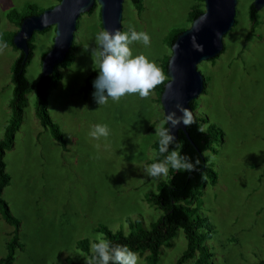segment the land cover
Listing matches in <instances>:
<instances>
[{
	"label": "rangeland",
	"instance_id": "1",
	"mask_svg": "<svg viewBox=\"0 0 264 264\" xmlns=\"http://www.w3.org/2000/svg\"><path fill=\"white\" fill-rule=\"evenodd\" d=\"M58 3L0 0V44H7L0 48V141L9 124L11 72L20 53L8 45L9 36L18 29L7 15L22 14L29 5L45 11ZM252 3L237 0L236 24L223 38V52L198 65L206 86L194 101L195 115L204 122V129H215L216 141L205 155L217 182L212 185L208 180L192 207L213 229L212 239L206 242L212 264H258L264 258V8L257 12L258 23L253 27L249 19ZM122 9L121 31L131 26L150 36L147 46L142 41L130 45L133 55L144 54L154 61L167 82L171 39L191 26L192 12L204 11V4L199 0H143L142 11L137 12L126 0ZM100 31L97 6L91 14L79 17L70 64L58 68L60 79L48 96V117L59 127L65 146L35 117L34 87L55 30L33 35L35 48L26 68L33 89L26 96L13 146L3 159L11 179L1 197L19 222L20 249H14L12 264H67L69 258L84 264L88 259L76 245L84 239L100 240V226L127 233L128 224L141 220L147 227L156 220L150 195L176 171L170 168L167 175L156 178L147 172L152 163L165 158L158 156L154 146L165 122L158 102L160 85L146 98L135 93L118 102L110 98L103 105L95 102L93 82L99 64L91 50L97 46L95 37ZM97 124L108 126L107 137L90 135ZM210 156L215 157L211 163ZM15 233L0 210V259L8 255L7 244ZM184 250L179 231L170 246L162 249L158 264H174ZM138 264H145L143 257H138Z\"/></svg>",
	"mask_w": 264,
	"mask_h": 264
},
{
	"label": "trees",
	"instance_id": "2",
	"mask_svg": "<svg viewBox=\"0 0 264 264\" xmlns=\"http://www.w3.org/2000/svg\"><path fill=\"white\" fill-rule=\"evenodd\" d=\"M129 1L137 12L142 11L143 0ZM199 2L202 1L199 0ZM95 7H97V5L93 7L89 14L94 11ZM43 11L44 10H39V8L29 5L28 11L22 14L11 12L7 15V18L9 22L18 29L25 18L38 16ZM202 12L203 11L194 10L191 14L190 21L192 22ZM249 19L253 27L258 23L257 12L254 10L252 4L249 6ZM181 32L182 31H178L173 36L171 45ZM15 33L9 36L10 40L8 45L18 51L12 44V38ZM28 47V55L25 57L20 52L12 67L11 81L13 84V99L9 104L10 119L8 126L5 128L4 139L0 141V210L2 211V218L4 221L15 227L16 230L13 239L7 244L8 255L6 258L0 259V264H12L14 260V249H20L17 237L19 222L13 218L1 195L3 190L9 185L11 179L6 172V165L3 160L4 154L5 151L13 146L15 133L19 130L22 122L23 108L26 107V96L30 94L33 89L26 76V68L32 59L33 50L35 48L33 46V37L28 42ZM45 55L46 54H43L42 59ZM70 61L71 59L68 54L64 62L54 69L51 76L46 78L40 77L34 87L36 93L35 117L42 127L50 130L52 138L64 146L65 140L59 127L48 117L46 103L51 90L57 85L60 79L58 68L67 67ZM166 69L165 74H167ZM92 76L93 75H91V77ZM165 82L166 80L159 86L158 102L160 101V95L163 91ZM205 86L206 81L204 79V90L202 93L205 91ZM191 108L195 113L196 105L194 102L191 103ZM194 120V123L186 126L188 138L181 131H178L177 139L170 145L169 151L176 150V145L179 143L182 145L179 149L181 155L189 157L193 163L197 160H199L200 163L197 165L195 171L176 170L170 172L167 182L162 181L157 187V193L150 195L149 201L155 207L154 210L158 213L156 214V220H153L154 222L151 221L147 227H144L145 225L142 224L141 220L135 221L134 224H128L127 233H124L123 229L112 231L105 226H100L98 228L101 239H107L113 245L119 244L128 246L130 250L138 253V257H143L145 264H158L162 249L170 246L172 240L177 236L179 231L183 234L185 250L174 264H212L210 262L212 254L206 247V242L212 239L213 229L209 226L206 219L204 220L196 214L197 210L195 207H192V203L199 191L205 187L208 180L212 185H215L217 182V176L209 166L208 158L205 155L207 151L212 149L216 141V134L213 126L204 129V122L195 114ZM166 127L164 122L161 129ZM154 146L160 158L167 155H161L159 153V141L156 142ZM90 242L92 244L99 242V240L94 239L93 241H89L88 239H84L80 240L76 245V248L80 250L88 260L94 255L90 250ZM67 264L77 263H75L72 258H69ZM84 264H86V262ZM96 264H99V261H97ZM109 264H114V262L110 261ZM258 264H264V258L259 261Z\"/></svg>",
	"mask_w": 264,
	"mask_h": 264
},
{
	"label": "water",
	"instance_id": "3",
	"mask_svg": "<svg viewBox=\"0 0 264 264\" xmlns=\"http://www.w3.org/2000/svg\"><path fill=\"white\" fill-rule=\"evenodd\" d=\"M125 1L60 0L56 6L38 16L25 18L12 38V44L26 57L29 53L28 42L33 35L53 27L55 33L52 48L42 59L40 69L41 78L49 77L71 50L79 17L97 5L101 30L121 31L122 6ZM201 1L204 11L191 22L188 29L176 37L171 46L166 69L168 81L160 95L164 120L169 112H175L177 117L182 115L177 105L189 109L194 116L191 103L204 90V79L198 72V65L215 59L223 52V38L235 25L237 0ZM252 5L258 12L264 8V0H253ZM178 131L188 138L186 126L180 124L171 129L175 141Z\"/></svg>",
	"mask_w": 264,
	"mask_h": 264
},
{
	"label": "clouds",
	"instance_id": "4",
	"mask_svg": "<svg viewBox=\"0 0 264 264\" xmlns=\"http://www.w3.org/2000/svg\"><path fill=\"white\" fill-rule=\"evenodd\" d=\"M96 47L91 50L99 64V75L93 82L95 92L93 98L98 105L106 104L110 98L118 102L126 94L138 93L140 97L146 98L152 90L164 82L165 75L162 69L150 61L144 54L133 55L130 45L136 41H142L145 46L150 43V36L145 32H137L129 27L128 31L102 30L96 37ZM7 44H0V48H6ZM202 50V48L200 49ZM177 110L182 113L177 117L175 112H169L165 116V123L169 127L162 128L157 132L159 136V153L167 154L161 161L152 163L147 169L150 177L156 178L167 175L169 169L177 171H195L200 161L195 163L185 155H181L179 143L176 150L169 151L170 145L175 141L171 129L183 124L189 126L195 122L194 116L187 108L177 105ZM109 128L106 124H97L90 133L93 138L107 137ZM210 156L209 163L214 160ZM93 256L86 264H138V253L129 249L126 245H113L107 239H100L99 242L91 245Z\"/></svg>",
	"mask_w": 264,
	"mask_h": 264
}]
</instances>
